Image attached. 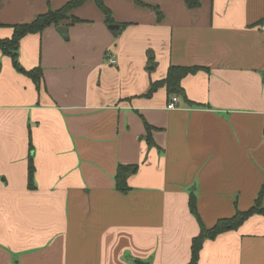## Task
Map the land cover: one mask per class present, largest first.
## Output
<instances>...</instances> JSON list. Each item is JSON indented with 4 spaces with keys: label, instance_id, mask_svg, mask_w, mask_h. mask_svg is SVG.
Returning a JSON list of instances; mask_svg holds the SVG:
<instances>
[{
    "label": "crops",
    "instance_id": "1",
    "mask_svg": "<svg viewBox=\"0 0 264 264\" xmlns=\"http://www.w3.org/2000/svg\"><path fill=\"white\" fill-rule=\"evenodd\" d=\"M68 1L0 0V38ZM103 2L115 32L86 0L66 35L21 38L38 81L0 50V264H186L190 195L211 227L264 185V0ZM170 66L201 68L172 109L165 86L148 94ZM119 164L133 166L126 192ZM198 264H264V217L205 240Z\"/></svg>",
    "mask_w": 264,
    "mask_h": 264
},
{
    "label": "trees",
    "instance_id": "2",
    "mask_svg": "<svg viewBox=\"0 0 264 264\" xmlns=\"http://www.w3.org/2000/svg\"><path fill=\"white\" fill-rule=\"evenodd\" d=\"M86 0H70L66 2L62 7L56 10H48L45 13L35 16L31 21L21 24H13V32L9 38H0V50L2 53L8 55L11 58L13 67L16 71L24 73L31 77L34 81H38L41 77V70L39 68L25 69L21 66L18 59L19 44L22 37L30 33L41 32L44 28L50 25L58 26L62 21L70 20L72 23L79 22L80 19L69 16L68 13L75 7L84 3ZM96 6L101 10L105 16V23L110 24L113 20L111 19L110 10L105 6L103 0H93ZM186 6L189 9L197 8L200 5V0H185ZM262 18L259 22H262ZM123 26V25H121ZM199 67H181V66H170L167 70L164 79L152 82L148 94L150 95L156 90L158 86H165L168 94L182 95L184 96L183 89L180 86V80L187 74L195 73L200 70ZM146 141L148 144L152 143L150 135L151 127L146 124ZM133 166L119 164L115 173V186L116 189L121 192H126L129 189L127 180L129 175L132 173ZM34 165L32 157L29 156L28 169H27V181L28 186L31 188L34 186ZM264 192V185L254 204L245 211L236 210V212L227 218L218 219L213 226L206 227L202 222L196 208V198L192 193L189 197V209L190 212L195 216L199 223V232L193 237L191 243V257L186 264H198L200 249L202 248L203 242L207 239H214L220 233L237 229L247 218L254 214H258L264 217V206L261 202V197Z\"/></svg>",
    "mask_w": 264,
    "mask_h": 264
},
{
    "label": "water",
    "instance_id": "3",
    "mask_svg": "<svg viewBox=\"0 0 264 264\" xmlns=\"http://www.w3.org/2000/svg\"><path fill=\"white\" fill-rule=\"evenodd\" d=\"M108 29L111 30L112 32H115L117 29H119V25L118 24H108L107 25ZM56 30L62 34L63 36L66 35V27L65 26H58L56 28ZM137 264H148L146 262H142V261H136Z\"/></svg>",
    "mask_w": 264,
    "mask_h": 264
},
{
    "label": "built area",
    "instance_id": "4",
    "mask_svg": "<svg viewBox=\"0 0 264 264\" xmlns=\"http://www.w3.org/2000/svg\"><path fill=\"white\" fill-rule=\"evenodd\" d=\"M109 62L113 64L115 61H114V59L112 57H110L109 58ZM177 102H178V95L173 94L170 97V100L168 101V103L166 104V107L169 108V109H172V108L176 107ZM263 140H264V137H263Z\"/></svg>",
    "mask_w": 264,
    "mask_h": 264
}]
</instances>
